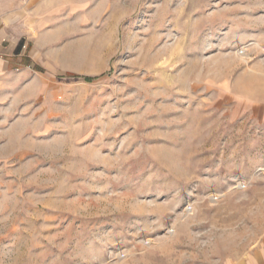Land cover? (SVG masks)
<instances>
[{
    "label": "rangeland",
    "instance_id": "374dc122",
    "mask_svg": "<svg viewBox=\"0 0 264 264\" xmlns=\"http://www.w3.org/2000/svg\"><path fill=\"white\" fill-rule=\"evenodd\" d=\"M75 2L2 88L0 264L264 245V0Z\"/></svg>",
    "mask_w": 264,
    "mask_h": 264
},
{
    "label": "crops",
    "instance_id": "0c3cea01",
    "mask_svg": "<svg viewBox=\"0 0 264 264\" xmlns=\"http://www.w3.org/2000/svg\"><path fill=\"white\" fill-rule=\"evenodd\" d=\"M92 0H78L86 6ZM106 5L108 0H97ZM75 0H0V96L11 80L19 61L30 58V42L42 29L44 19L68 12ZM30 66V64H27ZM227 264H264V245L251 251L243 258L228 261Z\"/></svg>",
    "mask_w": 264,
    "mask_h": 264
},
{
    "label": "trees",
    "instance_id": "16d2710c",
    "mask_svg": "<svg viewBox=\"0 0 264 264\" xmlns=\"http://www.w3.org/2000/svg\"><path fill=\"white\" fill-rule=\"evenodd\" d=\"M86 80L88 79L89 80V78H85Z\"/></svg>",
    "mask_w": 264,
    "mask_h": 264
}]
</instances>
